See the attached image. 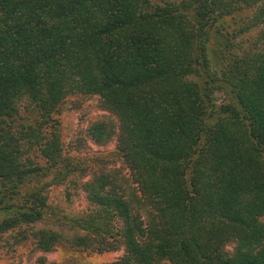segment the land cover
Wrapping results in <instances>:
<instances>
[{"label": "trees", "instance_id": "16d2710c", "mask_svg": "<svg viewBox=\"0 0 264 264\" xmlns=\"http://www.w3.org/2000/svg\"><path fill=\"white\" fill-rule=\"evenodd\" d=\"M73 96L114 116L86 133L114 138L135 191L90 168L86 211L29 234L37 249L264 264V0H0V235L49 220L41 172L77 171L53 118Z\"/></svg>", "mask_w": 264, "mask_h": 264}, {"label": "rangeland", "instance_id": "374dc122", "mask_svg": "<svg viewBox=\"0 0 264 264\" xmlns=\"http://www.w3.org/2000/svg\"><path fill=\"white\" fill-rule=\"evenodd\" d=\"M226 23V22H225ZM227 24V23H226ZM254 30L245 38H250ZM250 36V37H249ZM244 38V39H245ZM19 117L25 123L35 119L32 108L19 111ZM56 120L62 154L69 162L70 168L76 167L74 174L63 171L65 179L55 177V172L43 171L39 177L31 181V185L40 188L46 195V215L49 220L42 225H26L0 235V264H108L122 255V250L104 251L96 253L88 250L59 245L49 251H42L35 247L33 239L29 237L40 227L60 226L59 224L79 216L88 207L85 196L80 189L82 182L89 179L91 169L104 165L106 172L116 174L127 185L134 189L130 181L127 168L115 155L114 138L107 142H97L87 136L86 130L97 121H104L114 128V116L100 104L97 96H73L66 99L59 110L53 114ZM34 162L43 166L37 152L33 155ZM115 177V176H113ZM135 191V189H134ZM127 192V191H126ZM127 194V193H126ZM264 224V216L260 217ZM52 222V223H49ZM21 232L28 235L26 240L19 241ZM233 243H227L225 250L231 252Z\"/></svg>", "mask_w": 264, "mask_h": 264}]
</instances>
